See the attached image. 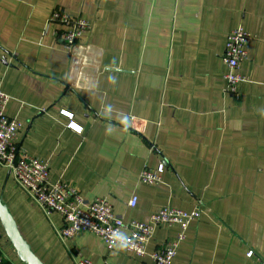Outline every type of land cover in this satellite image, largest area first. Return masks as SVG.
<instances>
[{
  "label": "crops",
  "instance_id": "1",
  "mask_svg": "<svg viewBox=\"0 0 264 264\" xmlns=\"http://www.w3.org/2000/svg\"><path fill=\"white\" fill-rule=\"evenodd\" d=\"M55 8L92 23L70 52L47 21ZM239 26L255 37L240 69L249 81L231 95L222 56ZM0 80L22 122L16 142L48 163L50 183L106 198L125 223L199 208L171 264L264 263V0H0ZM160 164L161 182L142 183ZM0 197L45 264H153L89 231L64 240L61 215L2 165ZM178 231L156 227L148 250ZM0 253L24 264L1 221Z\"/></svg>",
  "mask_w": 264,
  "mask_h": 264
},
{
  "label": "built area",
  "instance_id": "2",
  "mask_svg": "<svg viewBox=\"0 0 264 264\" xmlns=\"http://www.w3.org/2000/svg\"><path fill=\"white\" fill-rule=\"evenodd\" d=\"M47 21L57 25L55 35L62 40L63 48L68 52L72 51L76 43L90 32L92 27V23L84 17L72 16L60 8L53 9ZM254 37L255 35L241 26L232 29L226 37L222 60L225 66L226 91L231 95H237L239 85L249 81V77L241 73L240 69L242 61L247 58L248 45ZM10 99L11 96L0 88V165L10 171L19 187L25 190L46 213L57 212L61 215L60 237L70 240L82 231H89L101 237L109 250L114 249L117 244H123L136 257L148 255L153 264H171L178 254L188 226L199 217V208L186 211L163 206L153 211L146 222L132 220L125 223L122 216L114 212L112 204L106 198L95 197L86 200L69 182L58 180L50 183L48 163L21 150L16 142L22 122L6 113ZM63 112L72 116L66 111ZM68 127L79 132L82 130V127L72 120ZM164 168L163 164L156 170L145 167L140 173L141 182L145 184L161 182ZM137 202L138 197L133 195L128 205L134 208ZM172 225L179 226L176 236L165 241L159 248L149 251L148 244L153 237L154 229L158 226ZM252 255L253 251L247 252L248 257ZM0 264H6L1 253ZM76 264L95 263L91 259L83 258L78 259Z\"/></svg>",
  "mask_w": 264,
  "mask_h": 264
},
{
  "label": "water",
  "instance_id": "3",
  "mask_svg": "<svg viewBox=\"0 0 264 264\" xmlns=\"http://www.w3.org/2000/svg\"><path fill=\"white\" fill-rule=\"evenodd\" d=\"M0 221L3 228L17 251L19 259L24 264H45L32 250L31 245L21 234L17 222L8 206L3 202L0 197Z\"/></svg>",
  "mask_w": 264,
  "mask_h": 264
}]
</instances>
